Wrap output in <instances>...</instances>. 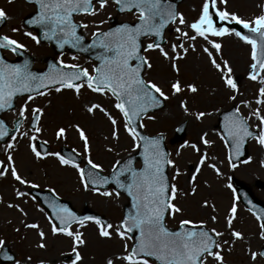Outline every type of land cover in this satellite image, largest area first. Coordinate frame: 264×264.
<instances>
[{
  "label": "snow or ice",
  "instance_id": "6c2138e0",
  "mask_svg": "<svg viewBox=\"0 0 264 264\" xmlns=\"http://www.w3.org/2000/svg\"><path fill=\"white\" fill-rule=\"evenodd\" d=\"M27 2L36 7L34 15L26 21V24L41 29L45 40H54L60 49L68 45L80 52H88L92 49L100 51L95 55L98 63L92 67L91 72L79 64H65L63 60H60L56 64L49 65L46 72L35 73L30 70L27 60L22 64H11L0 58V111L14 110V98L27 94L24 104L16 112L15 131H19L25 119L28 103L36 97L48 95L53 90L56 93H61L62 90H72L79 97L81 90L86 88L91 93L114 99L112 107L122 118L121 126L132 141L133 151L143 149L141 153L143 160L140 166H136L134 158L128 156L123 160H116L112 164L110 177L102 176L99 172L94 171L102 170V166L94 163L89 157L87 163L90 165V170L85 173V170L71 157L66 158L60 152L45 151L42 153L38 150L34 141L37 140L36 134L42 131L38 125L43 115V109L32 108L30 127L33 135L29 136L27 132H21L20 136L26 137L30 141L29 148L36 159L55 157L60 165H70L77 169L84 190L105 197L114 195L119 197L120 190H123L132 201V211L125 215L117 225L105 223L94 216H77L66 206L58 205L54 201L48 202V207L53 210L52 216L58 221V224L54 223L49 217L51 233L53 235L62 234L73 240L72 256L74 258L71 259V264H78L83 260L78 249L86 245V241L83 239L84 234L80 229L86 227L88 222L96 225L98 236L101 239L118 238L122 242V252L107 257L104 264H117V262L119 264H209L210 260L214 264H225L222 251L223 245H227L228 241L221 239L224 236L223 232L217 231L215 228H206L204 221L193 222L189 219H181L175 230H171L166 224V217H175L183 212V209L175 202L178 194L182 193L175 183H170L167 169L169 167L174 169L172 180H175L181 173L176 161L171 158V153L164 150L163 136L148 137L138 131V127L144 125L141 123L137 127V121L144 116L154 119L155 117L148 115L149 111L159 108L162 102L169 98L156 82L144 78L143 73L150 70L152 64L148 57L142 53L158 50L162 57L170 61L171 68L178 73L179 68L176 61L184 59L189 48L192 51L196 50L194 43L186 47L185 41L194 42L197 37L202 38L211 48L210 50L209 47H203V53L206 54L209 63L219 74L224 88L233 93L228 96V99L235 101L239 89L233 78L232 68L228 60L221 58V62L217 61L216 56L221 53L222 45L209 39V36L235 35L239 40L250 45L252 63L248 78L252 81H257L259 78V82L264 85V76H261V73L264 72V14L246 21L235 13L216 10L215 15L220 21L242 25L248 33L252 34L249 35L227 26L218 28L210 13L209 0H204L199 18L191 24L186 23L183 14L175 11L171 0H112L120 12H132L135 15V21L131 24L122 23L119 27L106 31H102L97 26L96 31L91 33V42L85 46L86 37L78 29H87L89 25L75 21L74 17L76 15L96 16L108 5L109 0H27ZM220 3L227 4V0H220ZM96 4L99 7H95ZM211 7L215 9L216 0H211ZM5 19L6 13L0 9V24ZM177 21L179 25H186L190 28L194 34L189 35L187 31H182L181 27L176 26L174 32L177 34V43L171 44L170 51H166L161 45L160 38H162L163 30L169 24H176ZM103 23L105 21H99V24ZM12 31L16 32L18 29L13 28ZM25 35L37 45L41 43L39 36L33 35L31 31L26 32ZM142 38H151L152 42L145 45ZM0 49H7L16 54L25 49V45L7 35H0ZM76 58V56L72 57V59ZM185 87L192 94L199 91L193 83H189ZM185 87L181 86L179 79L169 82L172 96H178L185 91ZM255 103L264 106V86L258 89ZM240 105L249 108L250 102L241 100ZM240 105H236L232 111L225 115L223 134L220 139L225 142L226 146L230 143L236 154H239L241 146L248 139H254L261 148H264V115L261 113V108L252 109L249 116L245 117L240 112ZM178 106L186 114L193 115L197 121L207 114L203 111L189 113L187 101L183 99L179 100ZM85 110L93 116L96 112L102 113L111 124V137L115 140L119 139L118 119L105 107L100 103L89 102L85 105ZM251 118L259 121L255 131L248 123ZM70 127L75 129L79 139L83 142L84 152L89 153L90 142L84 129L79 124L70 125ZM65 133L66 128L60 127L55 136L58 140H62L65 138ZM8 135L9 130L5 126V121L0 119V138ZM206 136L207 133L201 135L200 142L204 146H209L211 141L206 139ZM11 140L13 142L7 143L5 148V151L9 152L7 162L0 161V178L10 174L19 184H30L17 171L10 151L15 149L17 137L11 136ZM183 148H191L197 153L201 151L196 143L185 141L177 149V156L180 155V149ZM106 151L111 152L112 148L109 147ZM232 155L233 153L230 152L228 164L235 168L237 165L233 163ZM212 159L215 160V157ZM208 160L206 152L199 156L195 171L190 174L189 184L194 185L203 166L211 168L217 176L221 175L217 163H208ZM250 160L251 157H248L244 162L247 163ZM261 163L264 165V161ZM110 182L115 184V188L112 191H101V187ZM30 186L36 187L34 184H30ZM227 187L231 189L232 184L229 183ZM195 192L196 187L193 186L191 193L187 194H195ZM15 195L22 197L26 193L16 190ZM202 206H209L208 201H203ZM8 207L16 208L25 216L27 215L18 204H8ZM39 211L44 212V209L39 208ZM236 213L237 207L233 201L225 222L233 240H240L243 239V234L232 228ZM254 215L256 214L254 213ZM256 219L264 221V215H256ZM210 220L216 222L217 218L211 216ZM73 225L77 226L75 230H73ZM24 227L37 230L41 241L37 246L39 248L46 247L43 243L46 234L40 230L37 223H26ZM259 236L264 240V223L260 224ZM128 241H132V243L129 244ZM5 247V240L0 239V250ZM250 256L253 261L257 256L264 257V250L259 253L251 252ZM3 259L9 264H21L20 260L7 252H4ZM24 264H31V257H26Z\"/></svg>",
  "mask_w": 264,
  "mask_h": 264
},
{
  "label": "rangeland",
  "instance_id": "374dc122",
  "mask_svg": "<svg viewBox=\"0 0 264 264\" xmlns=\"http://www.w3.org/2000/svg\"><path fill=\"white\" fill-rule=\"evenodd\" d=\"M203 3L204 0H183L179 5V13L183 14L187 24H191L199 18ZM216 6L218 10L235 13L246 21L264 13V0H227V4L216 0ZM95 7H99V5L97 4ZM34 8V4H29L25 0H11V2L10 0H0V9L6 13V22L1 28L0 34L7 35L25 45L26 51L33 57L35 68H45L47 58L52 57L57 61L63 60L65 64H79L91 72L92 67L96 64L94 60L76 53L64 52L61 55L50 44L41 42L37 45L25 35L29 31L36 35L35 31L27 29L23 24L24 18L33 13ZM111 16L118 21H135V15L132 12L118 13L115 4L111 1L96 16L79 15L76 20L89 25L87 29H84V32L88 37H91V33L96 31L97 26L103 30L110 25L109 18ZM101 20L105 23L99 24ZM176 26L181 27L182 31H187L189 35L194 34L186 25H179L178 21L176 24H172L167 29L166 43L163 45L166 51H170L171 44L177 43V34L174 32ZM13 28L18 31L13 32ZM209 39L222 45L221 53L216 56L217 61L221 62V58L228 60L232 68V75L237 81L239 89L235 101L228 99V96L233 93L224 88L219 74L209 63L206 54L203 53V47L210 48V45L202 38L197 37L194 42L185 41L186 47L194 43L196 50L192 51L189 48L185 58L176 61L179 68L178 73L171 68L170 61L162 57L158 50H149L145 53L152 64V68L145 72L146 79L156 82L169 98L165 101L166 104L163 108L148 114L155 117L154 119L144 117L143 127L149 135L163 134L165 136L171 158L176 161L181 173L175 180H172L174 169L169 167L171 183H175L182 193L178 194L175 202L183 209V212L175 217L168 216L166 222L169 227H177L181 219H189L193 222L204 221L209 229L215 228L217 231L223 232L224 236L221 239L228 241L227 245H223L222 251L225 264H264V257L257 256L253 261L250 256L251 252L259 253L264 246V240L259 236L261 221H258L256 216L242 204L231 181L233 176L240 179L251 188L256 197L264 200V165L261 163L264 161V148H261L253 139L249 143L248 157H251V160L247 163L244 162L245 160L241 161L236 164L235 168L230 167L228 146L220 139L223 133L219 125L221 111L240 105L241 100L250 102L249 108L240 105V112L245 117H248L250 111L257 107L261 108V113L264 115V106L255 103L258 89L264 85L259 82V78L257 81L248 78L252 63L250 45L245 44L235 35L209 36ZM150 42L152 39L147 38L145 44ZM5 55L9 59L16 58L10 51H6ZM214 55L216 54L214 53ZM73 56L77 58L72 59ZM261 76H264V72L261 73ZM176 79L181 81L182 87L189 83L195 84L199 91L192 94L185 87V91L178 96H172L169 82ZM26 99L27 96L19 99L14 110L3 115L10 125L17 118L16 112ZM180 99L187 101L189 113L203 111L207 114L200 121L195 120L193 115L186 114L179 108ZM89 102L100 103L118 119V140L111 137V124L102 113L96 112L93 116L86 112L85 105ZM114 102L113 98L91 93L86 88L81 90L79 97L72 90H62L61 93H56L53 90L48 95L36 97L28 103L24 124L15 135L17 137L15 149L10 151L18 173L30 184L36 185L39 189L51 190L69 200L79 212L88 206L93 211L105 216L108 223L117 225L123 217V208L128 201L124 194H120L119 197L115 195L105 197L84 190L76 168L70 165L62 166L52 156L36 159L29 148L30 141L26 137L20 136L21 132H27L29 136L33 135L29 126L31 110L39 107L43 109V115L38 125L42 131L36 134L37 140L46 141L51 146L49 152L61 153V147L67 146L81 155L84 162L90 157L94 163L102 166V170H100L102 173H110L111 166L116 160H123L136 152L133 151L130 137L121 126L122 118L112 107ZM181 122L187 123L185 141L196 143L201 149L199 153L191 148H183L180 149V155H176L177 149L185 141L170 144L169 140L174 136V128ZM248 122L256 130L259 121L251 118ZM74 124H79L87 134L90 142L89 153L84 152L83 142L79 139L75 129L70 127ZM60 127L66 128L65 138L62 140H58L55 136ZM204 133H207L206 139L211 141L209 146H204L200 142V137ZM106 137L107 139H105ZM36 141H34L35 144ZM11 142L13 141L10 138L7 142L0 143V161L7 162L9 152L5 151V148L6 144ZM109 147L112 148L111 152L106 151ZM205 152L209 157L208 163L216 162L221 175L217 176L211 168L203 166L194 185L189 184L190 174L195 171L199 156ZM212 157H215V160ZM84 162L79 164L81 168ZM229 183L232 184L231 189L227 187ZM30 184L21 185L10 174L0 178V239L5 240L6 246L15 253L16 259L20 260L21 264H24L26 257H31V264H41V262L43 264H71L70 259L72 258H69V261H64V255L70 253L66 256H72V238L51 233L50 216L40 202L30 194V190L33 188ZM193 186L196 187L195 194H187L191 193ZM16 190L24 192L26 195L17 197ZM112 190V187L107 189V191ZM205 200L208 201L209 206L207 207L202 206ZM233 201L236 203L237 213L232 228L243 234V239L240 240H233L225 222ZM8 204H18L27 215L25 216L16 208H9ZM39 208H43L44 212L39 211ZM211 216H216V222L210 220ZM26 223H37L40 230L45 232L46 238L43 243L46 247L39 248L37 246L41 242L37 230L24 227ZM72 227L75 230L77 226L73 225ZM17 229L19 231H16ZM80 230L84 234L83 239L86 241V245L78 249L83 258L82 262H78V264H104L107 257L120 254L123 250L122 242L118 238L101 239L98 236L96 225L92 222H88L87 226ZM128 243L131 244L132 241H128ZM0 264L2 263L0 262ZM209 264H214V262L210 260Z\"/></svg>",
  "mask_w": 264,
  "mask_h": 264
},
{
  "label": "water",
  "instance_id": "95a60500",
  "mask_svg": "<svg viewBox=\"0 0 264 264\" xmlns=\"http://www.w3.org/2000/svg\"><path fill=\"white\" fill-rule=\"evenodd\" d=\"M182 0H171V2L173 3V5L175 6V11H177V7H178V4L181 2ZM215 10L211 7V9H210V13L212 14V16H213V19H217L218 17L215 15ZM33 16V15H32ZM31 16V17H32ZM31 17H29V18H27L26 19V21L28 20V19H30ZM3 24V23H2ZM2 24H0V27H1V25ZM130 24V23H129ZM28 25V24H27ZM121 24H119V25H114L113 27H111V28H116V27H119ZM170 25V24H169ZM168 25V26H169ZM237 25V28L243 33V34H249V35H252L251 33H248L247 32V29H244L242 26H240L239 24H236ZM28 26H30V27H33V28H36L37 30H38V32H39V35H40V38L42 39V40H44V41H47V42H50V43H52V44H54L55 46H56V42L54 41V40H45L44 38H43V35H42V30L41 29H39L38 27H36V26H32V25H28ZM167 26V27H168ZM220 26V25H219ZM166 27V28H167ZM221 27V26H220ZM166 28L163 30V34H162V38H160V42H161V44H163L164 43V32H165V30H166ZM219 28V27H218ZM78 31L80 32V29H78ZM142 39H144V38H142ZM91 42V40L90 41H87L86 39H85V46L88 44V43H90ZM57 47V46H56ZM57 49H58V51H62V50H70V51H74V52H79V53H84V54H86V55H88V56H90V57H92V58H94L95 59V55L100 51L99 49H92V50H90V51H88V52H80V51H78V50H76V49H73V48H71L70 46H68V45H65L64 46V48L63 49H60V48H58L57 47ZM18 54H20L21 56H22V59L21 60H19V61H13V62H11V61H8V60H6V59H4V56H3V54H2V49H0V58H3L7 63H11V64H22V63H24V61L25 60H27L28 62H29V67H30V70L31 71H33V72H35V73H44V72H46L48 69H46L45 71H38V70H32V57H30L29 55H27L26 53H24L23 51H19L18 52ZM96 60V59H95ZM97 61V60H96ZM97 63H98V61H97ZM51 64H56L54 61H50L49 62V65H51ZM23 95H25V94H23ZM20 96H22V95H20ZM20 96H17L16 98H14V101H13V103H14V107H15V103H16V100H17V98L18 97H20ZM164 105V103L162 102V105L160 106V107H162ZM159 107V108H160ZM158 109V108H157ZM154 110H156V109H152V110H150L149 112H152V111H154ZM233 110V109H232ZM231 110V111H232ZM5 111H7V110H4V111H0V119H2V120H4L3 118H1V114L2 113H4ZM230 111H227V112H223L222 114H221V127H222V130H223V126H224V123H225V121H224V117H225V115L227 114V113H229ZM142 119V118H141ZM141 119L140 120H138L137 121V127H138V125L139 124H141ZM5 121V120H4ZM5 126L7 127V129L9 130V135L8 136H6V137H3V138H0V142H5L7 139H8V137L9 136H11V135H13L14 133H16L17 131H15V128L13 129V130H10V128H9V126L7 125V123H6V121H5ZM185 129H186V123H183L182 125H180L177 129H176V136H175V138H173L172 140H171V142L172 143H174V142H178V141H181V140H183L184 138H185ZM138 131H140L141 132V134H143V135H145V136H148V135H146L145 133H144V131L142 130V127H138ZM148 137H151V136H148ZM153 137H155V136H153ZM250 139H248V140H246L245 141V143L241 146V149H240V152H239V154H236L235 153V149L234 148H232V146H231V144H230V146H231V153H233V155H232V158H233V160L235 161V162H237V161H239V160H241V159H243V158H245L246 156H247V153H248V151H247V143H248V141H249ZM162 144H163V147H164V150L165 151H167L168 152V150H167V148H166V146H165V142H164V137H163V141H162ZM39 145L41 146V149H42V151L43 152H45V151H47L48 149H49V147L44 143V142H39ZM63 152H64V154L67 156V157H71L73 160H75V161H80V158H78L73 152H71V150H68V149H66V148H63ZM143 152V149L141 148V149H139V151L136 153V154H134V155H132V157L134 158V163L136 164V162L138 161V160H141V162H142V160H143V157H142V155H141V153ZM90 170V165H86V167H85V173H87L88 171ZM94 171H97V170H94ZM98 172V171H97ZM100 174V173H99ZM100 175H102V174H100ZM167 175H168V172H167ZM103 176V175H102ZM109 177H110V175H109ZM169 177V176H168ZM123 179V178H122ZM234 183H235V186H236V189H237V191H238V193L240 194V196H241V199H242V201L250 208V209H252L257 215H264V202L263 201H261V200H258L255 196H254V194L252 193V191L244 184V183H242L240 180H238V179H234ZM111 184H113L114 185V187H115V184L114 183H109V184H107V185H103L102 187L103 188H107L108 186H110ZM120 192H123V193H125L126 194V192H124L123 190H120ZM41 201H42V203L46 206V208H47V210L50 212V214L52 215V212H53V210L51 209V208H49L48 207V202L49 201H54L55 203H57L58 205H62V206H66L67 208H69L71 211H73L77 216H94V217H98L99 219H101V221H105V219L101 216V215H99V214H96V213H94L93 211H91L90 209H88L87 207L84 209V211L82 212V213H79V212H77L74 208H73V206H72V204L69 202V201H66V200H62V199H60V198H58V197H56V196H54V195H52L51 193H49V192H43V191H34L33 192ZM127 195V194H126ZM131 205H132V201H131V198L129 197V203L125 206V210H124V216L125 215H128L131 211H132V207H131ZM54 218V217H53ZM55 219V218H54ZM56 221V220H55ZM57 223H58V221H56ZM263 223H264V221H263ZM171 230H175V229H171ZM263 250H264V248H263ZM4 252H7L9 255H10V253H9V251H8V248L7 247H5V249H4V251L2 252V257H3V255H4Z\"/></svg>",
  "mask_w": 264,
  "mask_h": 264
}]
</instances>
